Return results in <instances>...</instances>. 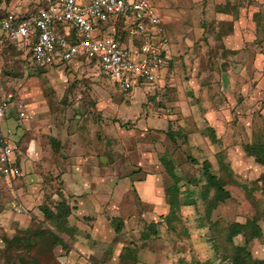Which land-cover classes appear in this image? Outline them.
<instances>
[{
	"label": "rangeland",
	"instance_id": "rangeland-1",
	"mask_svg": "<svg viewBox=\"0 0 264 264\" xmlns=\"http://www.w3.org/2000/svg\"><path fill=\"white\" fill-rule=\"evenodd\" d=\"M3 1L9 0H0ZM148 1L164 23L167 20L165 15L173 12L180 0ZM28 8L32 9L30 6ZM163 33L167 39L170 37L172 40L175 38L174 34L182 33V29L179 23L166 21ZM193 51L194 56L201 57L196 53L197 49ZM182 54L176 58L178 66L174 73L170 72V66L167 68L168 75L162 86H158L156 79L153 83L135 84L129 91L122 92L111 80L100 75L98 66L93 61L86 64L70 59L57 62L53 66L36 67L29 62L24 48L8 42L0 44V86L4 91L13 90L18 100L25 105V109H32L29 112L33 114V119L25 124L22 141L13 145L14 154L20 161L25 154L24 142L30 138L38 141V150L34 152L36 154L28 153L31 156L27 157L26 173H22L23 177L38 175L45 180L41 184L47 194L40 204L52 206L55 202L53 193H59L60 189L59 183H53V180L59 179L64 169L62 164L67 159L74 160V154L81 153L85 144L97 146L96 160L101 158V162H104L101 165L107 162L116 164L118 174L127 172L131 165L140 164L141 167L136 166V172L155 171L158 167L166 175L161 158L167 156L172 162L174 172L181 178L177 183L180 189L187 187L196 194L195 210L179 215V221H172L171 224L181 230L192 229L196 232L197 228H204L206 222L200 199L201 186L204 183L200 162L203 159L208 160L211 172L218 173L216 152H220L232 170L233 181L225 186L230 198L217 205L210 214V220L217 219L221 224L232 220L243 222L245 218L255 214L264 233V166L256 164L243 152V145L249 144L258 154L260 144H264V112L258 113L259 106L254 101V94H251L252 102L248 101L245 105L240 103L236 109L229 106L235 116L218 118L217 127L224 131L228 126L232 133L224 143L219 139L210 142V138L200 132L207 126L206 120L212 116L211 106L229 105L224 95V91H227L226 86L224 87L225 78L222 76L224 72L219 68L189 71L186 69V53ZM161 68L162 65L156 72L157 75L162 71ZM250 68L246 66V71L240 73V80L250 83L256 79L257 71ZM200 76L202 79H199ZM191 78H195L196 83L192 80L187 82ZM243 91L244 87L239 90L240 93ZM261 94L256 97L264 103V91ZM206 100L209 102H203ZM13 104L14 100L11 99L5 109V121L2 120L1 127L8 126L20 132V126H17L19 124L13 115L15 113L12 109L10 114L7 112ZM182 110L185 115H182ZM198 110H202V113ZM82 127L87 129L86 133ZM168 128L178 133L180 130L187 132L185 142L179 138H176V143L171 142L161 133ZM83 133L86 138L82 137ZM88 134H92V137H88ZM218 134L221 135L219 130ZM49 137L54 138L55 148H49ZM69 149L73 151L71 154L67 151ZM60 159L57 168L56 162ZM54 163L56 166L53 168L51 164ZM188 177L191 178L190 181H186ZM17 178L18 176L11 179L0 178V264H22L32 260L37 264H66L59 245L49 251L48 243L40 242L41 239L36 235V242L31 248L25 250L23 247V242L30 238V234L26 235L21 231L31 216L41 219V214L38 206L26 207L22 203L14 183ZM169 184L170 181L166 179L165 186ZM38 228L35 223L31 225L33 231ZM57 234L63 242L64 250L69 241L62 231ZM12 237L19 238V243L5 242ZM199 238L206 241L207 247L212 245L207 230ZM241 242L240 236L234 238L235 244ZM112 246L104 243L101 246L102 254H109ZM248 250L252 258L264 261V236L250 241ZM206 251L207 258L213 256V252ZM204 258L202 257V261ZM90 261L96 263L97 259L92 258Z\"/></svg>",
	"mask_w": 264,
	"mask_h": 264
},
{
	"label": "crops",
	"instance_id": "crops-1",
	"mask_svg": "<svg viewBox=\"0 0 264 264\" xmlns=\"http://www.w3.org/2000/svg\"><path fill=\"white\" fill-rule=\"evenodd\" d=\"M45 2L47 4L48 0L3 1L0 2V14L11 12L26 15L44 7ZM178 3L173 12L165 15V22L179 23L182 33L174 34L172 40L170 37L167 39L163 68L156 81L158 86H162L168 75L167 68L170 66V72L174 73L178 66L176 58L184 52L187 70L219 68L224 72V87L227 88L224 95L229 105L211 106L212 116L206 120L207 126L215 130L217 140L224 143L232 130L226 125L225 132L218 128L217 119L235 116L229 106L236 109L240 103L245 105L248 101L252 102L254 94V101L259 106L258 113L264 112V103L256 97L264 91V0H180ZM165 22L162 23L163 30ZM194 49L201 57L194 56ZM246 66L257 71L256 79L250 83L239 79ZM191 80L196 83L195 78L187 82ZM243 87L244 91L240 93ZM4 92L12 95L14 106L7 112L10 114L12 109L15 113L13 115L20 132L8 126L1 127L6 112L0 120V130L10 129L8 137L14 149L15 143L22 141L25 124L33 119V114L29 112L32 109H25L13 90ZM245 95L250 97L246 98ZM203 102L208 103L209 100ZM198 112L202 113V110ZM182 113L185 115L183 110ZM237 114L240 115L239 112ZM76 122L79 120L76 119ZM80 122L83 123V120ZM82 130L84 133L87 131L85 127ZM84 133L82 137H85ZM161 133L165 135V131ZM87 136L92 137V134ZM53 141V137L47 139L50 149L55 148ZM209 141L212 142L211 138ZM24 145L25 154L20 161L14 154L18 172L14 183L26 207L39 206L47 194L41 184L45 180L38 175L23 177L22 173H26L27 157L31 156L28 153L36 154L38 141L30 138ZM67 151L70 154L73 152L71 149ZM97 153V146L83 145L81 153H73L76 157L74 160L67 159L62 164L64 171L59 170L62 172L59 179L53 180L60 186L59 193H53L54 201L61 200L70 208L66 223L61 227L69 241L64 250L59 245L63 261L66 264H207V243L199 238L205 229L197 228L194 232L192 229L175 228L171 224L172 221H179V215L196 208V194L187 187L180 189L177 184L181 181L180 176L175 172L174 176L166 172V175L162 174L158 167L155 171L136 172L140 164L131 165L127 172L118 174L117 165L110 162L101 165L104 162H101V158L96 160ZM157 160L160 161L158 157ZM59 162L61 159L56 162L57 168ZM51 166L54 168L56 165ZM166 179L170 181L167 186ZM190 179L188 177L186 181ZM170 214L176 218L168 223L166 216ZM104 243L113 245L107 255L102 254L101 246ZM202 257L205 260L202 261ZM89 258L97 259L96 263Z\"/></svg>",
	"mask_w": 264,
	"mask_h": 264
},
{
	"label": "built area",
	"instance_id": "built-area-1",
	"mask_svg": "<svg viewBox=\"0 0 264 264\" xmlns=\"http://www.w3.org/2000/svg\"><path fill=\"white\" fill-rule=\"evenodd\" d=\"M117 17L122 18V42L114 38ZM0 34L27 45L29 62L39 67L70 59L93 61L100 75L122 92L157 79L168 45L148 0H53L26 15L0 14ZM11 98L0 86V120ZM9 133L0 130V177L6 179L18 173Z\"/></svg>",
	"mask_w": 264,
	"mask_h": 264
},
{
	"label": "trees",
	"instance_id": "trees-1",
	"mask_svg": "<svg viewBox=\"0 0 264 264\" xmlns=\"http://www.w3.org/2000/svg\"><path fill=\"white\" fill-rule=\"evenodd\" d=\"M49 1L53 0H48V2ZM114 25V38L118 42L124 41L125 36L122 31V18L117 17ZM5 42H8L13 46L24 49L27 48V45L12 43L8 41L2 34H0V44ZM31 64L39 67L33 63ZM203 129L204 130L200 132L201 134L209 136L212 141L217 139L211 127L205 126ZM180 131L181 132L178 133L168 128L165 131V135L173 143H176V138H179L182 142H185V136L187 132L184 130ZM243 150L247 156L252 157L256 164L264 166V144H260L258 154L255 153L253 146L249 144H244ZM216 156L218 173L211 172L210 163L208 160L203 159L200 162L202 176L204 178V183L202 184L200 191V199L203 203V216L206 219V222H204V229L206 228L205 230H207V235L209 234L212 240V245L207 247V250L210 253L213 252V256L208 257L206 260L208 264H264L263 260L252 258L248 250V244L250 241L253 239L262 238L264 236V233L261 231V228L257 223L259 218L256 217L255 214L245 218L243 222L232 220L221 224L217 219L213 221L210 220V214L217 207V205L230 198V193L225 188V186H227L229 182L233 181L232 170L229 167V164L223 160L220 152H216ZM189 160L196 162L193 158H189ZM161 161L163 163L165 172L170 176H174V169L171 160L167 156H162ZM12 166L14 168L17 167L14 153ZM253 182L256 183V180ZM37 209L41 214V219L31 216L28 224L21 231L26 235L30 234V238L23 242V247L25 250L31 248L36 242V235V237L41 239L40 242L48 243L49 251L56 245H60L63 248V242L57 233L63 230L61 227L64 223H66V217L70 214V208L60 200L53 203L50 207L47 204H40ZM262 215L264 219V210L262 211ZM166 217V221L168 223L172 220H175L176 218L174 214H170ZM33 223L39 227L38 230H31V225ZM237 236L241 237L242 242L240 244L234 243V238ZM19 240V238L12 237L8 241L5 240V242L8 244H16L19 243ZM22 264L37 263L32 260L30 263H26V261H24Z\"/></svg>",
	"mask_w": 264,
	"mask_h": 264
}]
</instances>
